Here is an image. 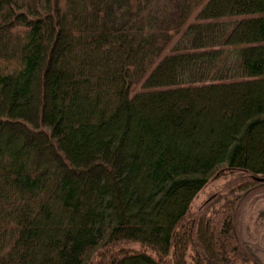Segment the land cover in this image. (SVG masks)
Wrapping results in <instances>:
<instances>
[{
  "label": "trees",
  "instance_id": "16d2710c",
  "mask_svg": "<svg viewBox=\"0 0 264 264\" xmlns=\"http://www.w3.org/2000/svg\"><path fill=\"white\" fill-rule=\"evenodd\" d=\"M0 264H264V0H0Z\"/></svg>",
  "mask_w": 264,
  "mask_h": 264
},
{
  "label": "rangeland",
  "instance_id": "374dc122",
  "mask_svg": "<svg viewBox=\"0 0 264 264\" xmlns=\"http://www.w3.org/2000/svg\"><path fill=\"white\" fill-rule=\"evenodd\" d=\"M205 196V193H200L196 198H195V200H194V202L196 203V204H198V203H200L204 198Z\"/></svg>",
  "mask_w": 264,
  "mask_h": 264
}]
</instances>
